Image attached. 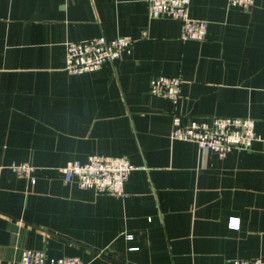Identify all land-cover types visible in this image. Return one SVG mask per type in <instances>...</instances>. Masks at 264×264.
<instances>
[{
	"label": "crops",
	"instance_id": "crops-1",
	"mask_svg": "<svg viewBox=\"0 0 264 264\" xmlns=\"http://www.w3.org/2000/svg\"><path fill=\"white\" fill-rule=\"evenodd\" d=\"M189 10L209 21L204 40L181 39L182 22L152 17L148 0H0V264L25 248L85 264L264 259V0ZM120 35L136 39L120 59L63 69L66 41ZM159 75L182 77L176 105L150 92ZM174 111L252 117L260 138L220 157L172 139ZM91 153L146 167L124 196L66 182L61 167ZM22 162L35 181L10 167Z\"/></svg>",
	"mask_w": 264,
	"mask_h": 264
},
{
	"label": "built area",
	"instance_id": "built-area-1",
	"mask_svg": "<svg viewBox=\"0 0 264 264\" xmlns=\"http://www.w3.org/2000/svg\"><path fill=\"white\" fill-rule=\"evenodd\" d=\"M230 6L249 8L255 0H228ZM190 0H148L152 17L170 15L182 22L181 39L204 40L208 34L209 21L190 15ZM147 36V31L142 32ZM136 39L132 35L116 37L97 36L82 41H66L63 69L71 74L96 71L110 61L120 59L130 52ZM181 76L159 75L150 79L149 90L176 105L181 98ZM171 138L193 141L201 151H213L220 157L234 149H249L260 137L252 117L214 116L208 120L183 117L177 111L172 114ZM4 165H0V180ZM20 174L29 175L32 181L34 166L27 162L10 166ZM145 165H135L124 155L91 153L87 159H71L61 167L66 182L76 181L82 188H91L114 196L126 195L125 185L131 172ZM233 218L231 226L238 227ZM130 238L132 235H128ZM12 264H85L78 256L49 257L43 249L25 248L20 260ZM234 264H264L262 257L239 258Z\"/></svg>",
	"mask_w": 264,
	"mask_h": 264
}]
</instances>
